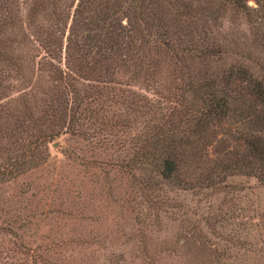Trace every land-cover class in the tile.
Returning <instances> with one entry per match:
<instances>
[{
    "label": "trees",
    "instance_id": "trees-1",
    "mask_svg": "<svg viewBox=\"0 0 264 264\" xmlns=\"http://www.w3.org/2000/svg\"><path fill=\"white\" fill-rule=\"evenodd\" d=\"M253 1L256 16L248 0H0V184L68 135L106 142L149 205L235 176L264 187V0ZM241 19L248 37L226 25ZM199 230L140 251L214 264Z\"/></svg>",
    "mask_w": 264,
    "mask_h": 264
},
{
    "label": "rangeland",
    "instance_id": "rangeland-1",
    "mask_svg": "<svg viewBox=\"0 0 264 264\" xmlns=\"http://www.w3.org/2000/svg\"><path fill=\"white\" fill-rule=\"evenodd\" d=\"M248 5L253 16L261 12L253 0ZM226 25L243 37L253 29L244 19ZM105 144L63 135L45 164L0 184V264H143L150 257L181 264L177 248L146 254L140 247L198 229L214 264H264V187L256 180L235 176L207 193L172 190L166 202L149 205L111 165L114 150Z\"/></svg>",
    "mask_w": 264,
    "mask_h": 264
}]
</instances>
